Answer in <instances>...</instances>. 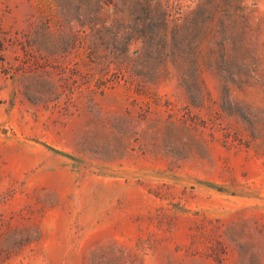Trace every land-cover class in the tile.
I'll return each instance as SVG.
<instances>
[{"label": "rangeland", "instance_id": "obj_1", "mask_svg": "<svg viewBox=\"0 0 264 264\" xmlns=\"http://www.w3.org/2000/svg\"><path fill=\"white\" fill-rule=\"evenodd\" d=\"M0 264H264V0H0Z\"/></svg>", "mask_w": 264, "mask_h": 264}]
</instances>
